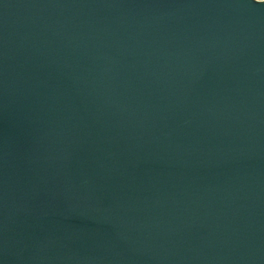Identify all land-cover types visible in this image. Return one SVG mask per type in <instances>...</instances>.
<instances>
[{
  "label": "water",
  "instance_id": "water-1",
  "mask_svg": "<svg viewBox=\"0 0 264 264\" xmlns=\"http://www.w3.org/2000/svg\"><path fill=\"white\" fill-rule=\"evenodd\" d=\"M0 264H264V2L0 0Z\"/></svg>",
  "mask_w": 264,
  "mask_h": 264
},
{
  "label": "snow or ice",
  "instance_id": "snow-or-ice-1",
  "mask_svg": "<svg viewBox=\"0 0 264 264\" xmlns=\"http://www.w3.org/2000/svg\"><path fill=\"white\" fill-rule=\"evenodd\" d=\"M261 2H264V0H261Z\"/></svg>",
  "mask_w": 264,
  "mask_h": 264
}]
</instances>
